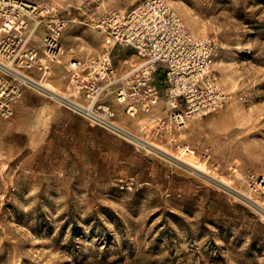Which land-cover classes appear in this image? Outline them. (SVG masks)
<instances>
[{
    "label": "rangeland",
    "instance_id": "obj_1",
    "mask_svg": "<svg viewBox=\"0 0 264 264\" xmlns=\"http://www.w3.org/2000/svg\"><path fill=\"white\" fill-rule=\"evenodd\" d=\"M101 1L127 12L141 0ZM169 2L192 34L219 44L215 69L228 102L191 120L179 143L159 145L208 173L28 88L0 123V264H264V210L238 192L248 173L264 175V0ZM61 39L65 53L44 81L58 92H67L72 55L124 59L122 45L84 24Z\"/></svg>",
    "mask_w": 264,
    "mask_h": 264
},
{
    "label": "built area",
    "instance_id": "obj_2",
    "mask_svg": "<svg viewBox=\"0 0 264 264\" xmlns=\"http://www.w3.org/2000/svg\"><path fill=\"white\" fill-rule=\"evenodd\" d=\"M72 23L104 35L108 45L135 49L140 60L122 68L110 51L92 59L72 55L64 65L67 92L48 89L44 81L53 74L49 62L64 55L61 38ZM218 52L213 38L190 32L169 0H141L127 12L101 0H0V119L15 114L26 89L40 90L118 136L180 160L159 141L179 143L180 130L191 120L228 102L215 69ZM160 67L165 74L164 114L155 112L162 99L155 82ZM109 91L129 117L153 116L155 125L147 122L139 132L121 125L113 106L102 101ZM181 149L190 155L197 150L188 143ZM200 157L208 162L209 149ZM245 184L238 192L264 210V175L248 173Z\"/></svg>",
    "mask_w": 264,
    "mask_h": 264
},
{
    "label": "crops",
    "instance_id": "obj_3",
    "mask_svg": "<svg viewBox=\"0 0 264 264\" xmlns=\"http://www.w3.org/2000/svg\"><path fill=\"white\" fill-rule=\"evenodd\" d=\"M34 1H36V2H44V1H47V0H34ZM126 48L131 49L134 53H132L131 55H125L124 53L127 52L128 49H125L124 46L122 47V49H121V47H118L117 48V49H119L121 51L120 55H124V57H123L124 59L119 60V62L117 63V65H119L122 68H128L131 64L135 63V61H133V60H135V58L140 57L139 54H138V52L135 49L133 50L132 48H129V47H126ZM127 57H129L130 59L127 58ZM159 73H161L163 75V78L158 83L157 78H158V74ZM67 81L69 83V80L68 79H67ZM155 82L162 89V99L159 102V105L157 106V108L155 109V112L157 113L159 111L158 114H164V113H166L167 108H166V105H165V102H164V95H165V74H164L163 67H160L159 68V71L157 72V74L155 76ZM102 101L107 102V103H109V104H111L113 106V108L116 111V119L117 120L119 119L118 121L121 124L126 125V126H128L129 128H131L133 130H139L141 127H143L144 124H142L140 122V119L141 118H146L147 116H145L143 114H139L135 118L129 117L127 114H125V112L123 110V107L117 103L115 94L113 92H109V93H106L105 95H103L102 96ZM131 121H133V123ZM1 122L2 121L0 119V123ZM137 127H139V128H137Z\"/></svg>",
    "mask_w": 264,
    "mask_h": 264
},
{
    "label": "bare ground",
    "instance_id": "obj_4",
    "mask_svg": "<svg viewBox=\"0 0 264 264\" xmlns=\"http://www.w3.org/2000/svg\"><path fill=\"white\" fill-rule=\"evenodd\" d=\"M221 63V62H220ZM219 63V64H220ZM227 66V65H226ZM230 67V66H229ZM219 69V68H218ZM223 69V68H222ZM227 69V68H226ZM225 74V73H224ZM227 74V73H226ZM228 78H230V77H227L226 79H228ZM225 79V80H226ZM229 81H230V79H228ZM224 81V80H223ZM234 81V80H233ZM232 81V82H233ZM225 82V81H224ZM226 83V82H225ZM234 83V82H233ZM44 85L48 88V89H50V90H54V91H57L56 89H55V87L54 86H52L51 84H49V83H44ZM223 85V84H222ZM225 85V84H224ZM227 86V85H226ZM231 87V86H230ZM109 92H111V91H109ZM108 92V93H109ZM105 95V94H104ZM232 101V100H231ZM117 105V104H116ZM230 112H232V114H238L239 112H240V110H241V108H240V106L238 105V103H236V102H231L230 103ZM228 109V108H227ZM159 112V111H158ZM157 112V113H158ZM234 116V115H233ZM123 117V116H122ZM143 117V116H142ZM230 117H232V116H230ZM148 119L149 118H141L140 119V122L142 123V124H144L145 122H148ZM119 120V119H118ZM117 120V121H118ZM136 120V119H135ZM220 120V119H219ZM119 122V121H118ZM136 122V121H135ZM120 123V122H119ZM121 124V123H120ZM217 124V123H216ZM121 125H123V124H121ZM124 127H126V128H129L128 126H126V125H123ZM137 128H139V127H137ZM179 157V156H178ZM182 159V158H181ZM184 162H186L189 166H191V167H193V168H195V169H197V170H199V172L201 171V172H206V173H208V171H207V168H206V166H205V164L204 163H199V162H194V161H192L191 159H182ZM221 181H223L224 183H227V184H229V182L228 181H226V180H224V179H221ZM264 205V204H263Z\"/></svg>",
    "mask_w": 264,
    "mask_h": 264
}]
</instances>
